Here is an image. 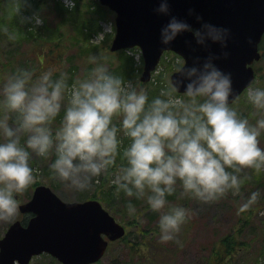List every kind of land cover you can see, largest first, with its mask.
I'll return each instance as SVG.
<instances>
[{"label":"clouds","instance_id":"obj_1","mask_svg":"<svg viewBox=\"0 0 264 264\" xmlns=\"http://www.w3.org/2000/svg\"><path fill=\"white\" fill-rule=\"evenodd\" d=\"M75 2L65 0L68 7ZM155 10L169 14V0H159ZM196 19L203 17L196 14ZM21 21L38 25L43 17L34 12ZM114 27V21L105 23L91 43L102 44ZM2 30L9 39L16 38L7 27ZM184 31H191L197 43L205 46L219 42L223 55L229 54L230 29L210 21L195 27L170 15L161 28V41L168 44ZM128 51L137 62L141 60L142 50ZM219 55L209 52L206 57H194L191 65L180 64L170 87L152 99L146 88L111 71L105 58L95 54L89 57L94 63L89 74L71 84L67 72L53 78L51 69L35 78L26 68L7 75L0 87V220L18 215V194L36 179L32 153L54 154L49 164L52 176L74 191L89 189L94 178L115 165L111 183L117 193L123 190L129 197L146 198L149 207L160 213V240H176L183 246L177 234L192 212L167 200L176 191L177 181L184 195L215 201L229 190L239 192L242 166L257 172L264 169V147L258 139L264 130V87L248 86L247 98L260 113L251 123L229 102L234 91L232 74L214 62ZM181 85L184 94L177 95ZM62 110L54 130L53 122ZM124 137L129 138L126 145ZM118 155L123 162L116 165ZM260 195L259 189L251 192L241 209L251 207ZM127 207L136 214L132 200Z\"/></svg>","mask_w":264,"mask_h":264},{"label":"rangeland","instance_id":"obj_2","mask_svg":"<svg viewBox=\"0 0 264 264\" xmlns=\"http://www.w3.org/2000/svg\"><path fill=\"white\" fill-rule=\"evenodd\" d=\"M17 1L18 0H15L13 5L12 2L8 3V0H0V55L1 59L7 66H15V63L22 59V55V57H28L29 59L33 58L27 53L28 49L32 46V44H30L31 42H19L20 38H17L16 36L18 28L10 26L13 22L14 15L20 19L19 27L23 30L26 28L33 32L38 29H41L42 33L45 31V38H42L41 55L38 57L48 64L47 66L49 67L47 68L49 69L55 67L61 72H67L68 75H70L67 69L69 66L70 68L74 67L75 77L83 78L88 75L90 70L94 67V63L89 60V57L94 54L98 55V52L100 54L98 56H102V53L109 51V45L114 36L115 27L114 31L109 34L102 44L93 45L90 40V38L98 31L103 29L105 23L108 21H114V13L100 9L95 0H81L80 2H75V5H78L80 9L77 11L78 15L86 20V23H91L93 15L98 16V13L100 15V18L97 21L99 29H97L96 32H91L87 40L82 39L77 40L76 42H73L74 40L72 37H75V27L73 26V23L75 20L77 21V13L75 11H70L73 10V7L66 6L65 0L58 1H61L68 8V11L59 8L57 10L53 9L51 13H44L47 15L46 21L43 18V23L38 25H33L31 21L24 23L21 21L22 16H31L34 12H38L34 7L38 0H22L26 1L27 4L31 3L32 5L30 6V4H28L29 9L23 10V8H20L19 12H17V9L19 8ZM92 26H96V20H93ZM4 27H7L10 32L15 33L16 38L14 40L8 38L7 33L2 30ZM60 32H62V35L58 36ZM56 42H61L59 47H57ZM132 49L136 50L139 48L134 47ZM173 56H175V58H173ZM111 60L113 61L111 64L117 62L116 54ZM179 62L182 63V59L176 57L173 52L166 53L161 62H159V65L155 72L152 73V76L157 75L158 78L161 77V83L163 85H160L162 88L170 87V74L177 69L175 66ZM30 66L31 63L29 64V67ZM254 67L258 75L264 77V58L262 61H257L254 64ZM141 72L142 66L137 76L138 82H141L139 79ZM8 73L10 72L7 71L5 73V77H1L0 75V87H2L7 75H9ZM149 82L150 81L144 83L146 84ZM253 86L261 87V84L258 81H254ZM142 87L148 90L149 85H142ZM247 89L241 94V97L238 100V103L240 104L239 107L242 109H244L246 104L250 102L247 98ZM160 90L161 89H158L157 92H155L157 94H154V96L160 95ZM61 112L60 119L56 121V123L53 122L55 124V126L52 125L54 130L60 125L63 110ZM113 119L114 121L119 122L120 118L114 117ZM57 123L59 124L57 125ZM26 138L27 134L25 133L22 136V141L26 140ZM123 139L124 141H129L128 137H124ZM260 146L264 147V140L260 142ZM122 147L123 146H121V148ZM53 157L54 154L50 157H43L35 152L32 153L30 163L33 166L36 179L27 190L18 194L20 204L26 202L31 197L34 188L39 184L52 187V189L65 200H74L78 198L90 199L91 196L94 195L92 192L95 189H102V186H105L104 189L110 187L112 189L115 188L111 183L113 174L117 170L114 165L105 172H102L99 177L94 178L93 185L89 189L84 191L71 190L65 186L64 182L52 176V170L50 169L49 164ZM122 162L121 156H117L116 165H119ZM242 168L243 170L239 173V176L241 177L239 192L233 193L229 190L225 195L215 201H202L192 196L185 197V206L191 209L192 214L190 219L181 226V231L177 234L179 241L182 242L183 246H181L176 240H160L158 225L160 213L159 211L152 210L149 206H144L146 202H143L136 207L137 212L134 215L128 212V209L126 206L124 207L123 202L121 203V206L119 203L118 213H124L125 220L127 218H132L133 220L134 218H137L138 223L133 227L132 225H127L124 220L121 221L119 215H113L126 227L127 232H131L132 238H134L137 243L140 241H150V249H156L155 255L152 256L154 258V264H208L209 255L212 249L218 245L219 238L231 230L233 231L237 227L242 226L243 220L249 216L248 223H246L242 228V231L237 234V237L241 238L244 244L240 247L239 252L235 255L230 264H264V169L257 172L250 166H242ZM259 174L262 177L259 181H256L255 175ZM101 177L105 178L102 183ZM51 179H53V182ZM98 185L101 186L97 187ZM177 185H179V181H177ZM256 189L260 190V198L251 207L242 210L241 205L247 200L251 192ZM80 192L83 194H80ZM139 201L144 200L140 198ZM168 201L170 203V200ZM100 202L106 207L105 202H102V200ZM24 215L25 214H22L19 211L18 215L12 219L0 220V237L12 221L15 219L21 220ZM145 225L149 228L148 231H142L141 228ZM124 243L125 242L121 241L112 243L101 260L94 264H129V262H132L131 264H136L135 261L137 256L133 259H129L127 257V248ZM242 261L243 263H241ZM30 264H40L38 256L33 257Z\"/></svg>","mask_w":264,"mask_h":264},{"label":"water","instance_id":"obj_3","mask_svg":"<svg viewBox=\"0 0 264 264\" xmlns=\"http://www.w3.org/2000/svg\"><path fill=\"white\" fill-rule=\"evenodd\" d=\"M115 11L116 32L109 49L139 46L144 65L141 81L150 78L161 53L173 50L191 65L194 57L219 53L214 62L232 74V103L254 80L252 63L259 59V42L264 33V0H169L171 12L155 10L159 0H99ZM195 10L189 14V9ZM196 14L203 17L197 20ZM170 15L186 19L195 27L203 21L230 29L223 55L219 42L197 43L184 31L168 44L161 41V28ZM178 70L170 75L172 82ZM178 92H184V85ZM20 212L31 213L27 222L13 221L0 238V264H28L32 256L46 252L62 264H90L105 252L108 240L122 237L125 228L94 199L62 201L50 187L37 185L31 197L20 204Z\"/></svg>","mask_w":264,"mask_h":264},{"label":"trees","instance_id":"obj_4","mask_svg":"<svg viewBox=\"0 0 264 264\" xmlns=\"http://www.w3.org/2000/svg\"><path fill=\"white\" fill-rule=\"evenodd\" d=\"M76 1L80 2L81 0H76ZM95 1L98 4V7L100 9L111 12L105 6L100 5L97 2V0H95ZM10 2H12V4L14 5L15 0H8V3H10ZM17 3H18L19 8H23V10L29 9L28 4H30V6L32 5L31 3L27 4L26 1H22V0H18ZM34 7L43 16L45 21H46V16H47L45 14L51 13L53 9L57 10L59 8H62L64 10L68 11V8L61 1H58V0H38ZM79 10L80 9H79L78 5H75L73 7V10H70V11H75L77 13V21L75 20V22L73 23V26L75 27V37H72L74 40L73 42H76L77 40H82V39L87 40L89 38V35L91 32L92 33L96 32V30L99 29V25L97 22L98 19L100 18L99 13H98V16L93 15L91 23L88 24L85 22L86 20L82 19L81 16L78 15L77 11H79ZM93 20H96V26H92ZM19 21H20V19L16 15H14L13 16V22L11 23L10 26H12L14 28H18L16 36H17V38H20L19 42H23V43L31 42L30 44H32V46L30 47V49H28L27 53H29L33 58L29 59L28 57H22L23 56L22 55L21 56L22 59L18 60L17 63H15V66H10V65L7 66L5 64V62H3V60L1 59V55H0V75H1V77H5L6 76L5 73L7 71L10 72L8 74H12L18 68H27V69L33 71L34 78H35L36 76H39L40 73L43 72L44 70L49 69V68H47V67H49V66H47L48 64H46L40 57H38L39 55H41L42 38H45V36H44L45 31L42 33V30L38 29L37 31L33 32V31H29L24 26L23 27L25 29L23 30L21 27H19L20 26ZM60 35H62V32H60L58 36H60ZM56 43H57V47H59L61 44V42H56ZM259 47L261 50V58L259 61H262V59L264 58V54H263L264 53V36L260 42ZM35 49H36V51H35ZM115 54L117 57V62L115 64H111V62H113L111 59H113V56ZM98 55H100L99 52H98ZM101 57L105 58V62L108 63L111 71L124 76L125 80L130 78L135 83L138 82L137 76L141 70L142 61H141V63L140 62L138 63L135 60L134 55L130 54L128 50H119V51L113 52V53L106 51V52L102 53ZM30 63H31V66L29 67ZM54 68H51V70H53V78H56L61 74V71L58 70L57 68H55V69ZM59 68H60V66H59ZM67 70L69 71V74H70V75H68V82H69V84H71L76 80L75 70H74V67L70 68V66L68 67ZM256 81L260 82L261 87H264V77L259 76L258 73H257ZM137 84L139 86L149 85V88H148L149 99H152L154 97V94H157L155 92H157L158 89H162L161 85H163L161 83V77L158 78L157 75L149 83L145 84V83L138 82ZM239 99H237L234 103H232L231 106L236 107L237 110L242 115L247 116L251 123H255L256 120L258 119V116L260 115V113L255 109L254 105L251 102H248L246 104V107L244 109H242L241 107H239V105H240L238 103ZM61 113L56 117V119L54 121L55 123H56V121H58L60 119ZM58 124L59 123H57V125ZM53 125L55 126L54 123H53ZM258 139H259V142L264 140V130H262L261 135L259 136ZM128 142L129 141H124V144L126 145ZM121 155H122V148H121ZM121 155H118V156H121ZM52 159H54V157ZM255 176H256V181H259V179L262 177L260 174L255 175ZM104 180H105V178L101 177V183ZM51 181L53 182V179H51ZM100 186L98 185L97 187H100ZM114 186H115V188H113V189L111 187L104 189L105 186H102V189L101 188H99L97 190L95 189L92 192V193H94V195L91 197L92 198H98V199L102 200V202H105L106 208H108L112 214L119 215L121 221L124 220L127 225H132V227L137 225L136 224V223H138L137 218H134V220L132 218H127L125 220L124 215H123L124 213H118L119 203L121 206V203L123 202L124 207L126 206L127 209H128V207H127V201L128 200H132V202L136 205V207H138L139 204L146 202V204H144V206L147 207L149 205L147 204L146 198H142L144 201H139L140 197H136V196L129 197L124 193L123 190H121L119 193H117L116 185H114ZM80 194H83V193L80 192ZM188 196L189 195H184L182 193L181 187L179 185H177L176 191L167 195V200H170V204H183V205H185V202H184V201H186L185 197H188ZM122 209H123V207H122ZM27 217L28 216L24 215V220H26ZM248 221H249V216L243 220L242 226L237 227L233 231L231 230L230 232H228L227 234H225L224 236L219 238L218 245L212 249V251L209 255V263L208 264H230L231 263V261L234 259L235 255L239 252L240 247L244 244V242L241 240V238L237 237V234L242 231V228L244 227V225L246 223H248ZM141 229H142V231H148L149 230V228H147L146 225L144 227H142ZM119 241L125 242L124 244L127 248V254H128L127 257L129 259H133L135 256H137V259L135 261L136 264H154V258L152 256L155 255L156 249H153V248L150 249V246H151L150 241L149 242L148 241H140L137 243V241L134 240V238H132L131 232H127L124 235V237L121 238ZM38 258L40 260V264H60L55 258H53L50 255L45 254V253L39 255ZM131 263L132 262H129V264H131ZM241 263H243V261ZM238 264H240V263H238Z\"/></svg>","mask_w":264,"mask_h":264}]
</instances>
